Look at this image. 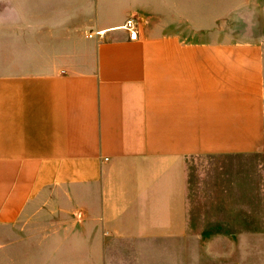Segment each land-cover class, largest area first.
I'll return each mask as SVG.
<instances>
[{
	"label": "crops",
	"instance_id": "0c3cea01",
	"mask_svg": "<svg viewBox=\"0 0 264 264\" xmlns=\"http://www.w3.org/2000/svg\"><path fill=\"white\" fill-rule=\"evenodd\" d=\"M195 155L242 169L202 190L198 210L264 206V0H0L5 264L236 259L229 234L191 254ZM55 218L71 226L43 259L12 249L23 220Z\"/></svg>",
	"mask_w": 264,
	"mask_h": 264
},
{
	"label": "rangeland",
	"instance_id": "374dc122",
	"mask_svg": "<svg viewBox=\"0 0 264 264\" xmlns=\"http://www.w3.org/2000/svg\"><path fill=\"white\" fill-rule=\"evenodd\" d=\"M251 157L248 173L250 179L256 182L253 178H258L263 153L255 152ZM219 158L212 155H195L187 160L188 197L191 208L187 214L191 254L203 255V248L200 247L202 241L212 237L213 234H229L235 238L236 259H226L222 262L223 264H264V206L198 210V204L202 206V201L200 203L202 197L199 195L202 190L209 189L211 186L217 188L216 182L219 180L218 187L226 183L232 185L234 180H227L224 175L231 173L230 179H233V176L238 175L242 170L241 164L234 162L233 159H230L233 165L230 168L227 167L232 171L223 168L225 167H222L224 159ZM66 219L23 220L21 224L14 227V231L7 233L17 236L12 249H28L33 253V260L43 259L44 257H38V250L44 246L52 247L51 233L55 230H67L66 224L71 226ZM45 235L49 238L44 239ZM6 247L3 229L0 228V252H4ZM45 258L46 263L54 260L52 256ZM0 264H5L4 258H0Z\"/></svg>",
	"mask_w": 264,
	"mask_h": 264
},
{
	"label": "built area",
	"instance_id": "2783aa9c",
	"mask_svg": "<svg viewBox=\"0 0 264 264\" xmlns=\"http://www.w3.org/2000/svg\"><path fill=\"white\" fill-rule=\"evenodd\" d=\"M124 27L126 30L130 32V38L136 39L138 37L139 31H138V24L134 17L129 18L126 23L124 24Z\"/></svg>",
	"mask_w": 264,
	"mask_h": 264
}]
</instances>
